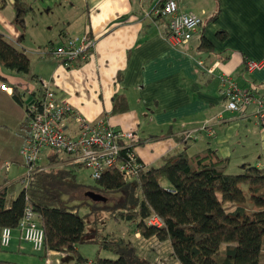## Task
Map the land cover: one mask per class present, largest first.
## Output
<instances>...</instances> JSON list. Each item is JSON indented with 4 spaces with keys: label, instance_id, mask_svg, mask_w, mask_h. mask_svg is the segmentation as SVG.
<instances>
[{
    "label": "crops",
    "instance_id": "0c3cea01",
    "mask_svg": "<svg viewBox=\"0 0 264 264\" xmlns=\"http://www.w3.org/2000/svg\"><path fill=\"white\" fill-rule=\"evenodd\" d=\"M24 1L30 10L21 26L14 19V0H5L0 33L26 53L36 79L19 75L25 82L19 87L18 77L13 80L14 74L1 72L5 79L0 81V124L10 133L2 134L0 147L16 140L24 115L10 97V86L28 101L40 95L41 82H46L88 122L105 118L114 129L132 131L134 153L144 166L181 148L178 142L184 138L188 155L211 148L229 158L231 169L244 163L264 166V123L254 116V103L247 104L243 113L226 110L219 79L228 76L240 91L264 96V0H176L178 11L198 16L200 25L175 47L165 38L167 18L150 13L161 0ZM84 32L94 45L77 66L75 61L73 67H64L43 51L48 43L59 45ZM202 38L209 47L200 48ZM247 60L263 61V66L247 70ZM63 123L64 132L75 135L77 126L70 115ZM48 154L47 163L37 165L74 164L58 151ZM11 240L16 243L10 256H20L24 262L31 255L30 246L17 229L11 230ZM90 247L87 252L76 247L85 264H90L97 248ZM37 257L36 264H44L45 257L50 264H74L65 253L52 250Z\"/></svg>",
    "mask_w": 264,
    "mask_h": 264
},
{
    "label": "trees",
    "instance_id": "16d2710c",
    "mask_svg": "<svg viewBox=\"0 0 264 264\" xmlns=\"http://www.w3.org/2000/svg\"><path fill=\"white\" fill-rule=\"evenodd\" d=\"M4 6L5 0H0V9ZM29 10L24 0H14L18 25H23ZM206 46L209 43L202 38L200 48ZM81 62L78 60L76 66ZM1 72L36 79L26 53L0 33V81H4ZM10 97L23 108L24 115L16 140L0 147V168L5 162L23 166L18 150L29 137L28 101L14 85L10 86ZM4 133L10 130L0 124V137ZM178 143L181 148L166 153L158 163L142 165L133 180L127 181L115 166H110L84 189L116 199L105 207L109 217L115 222H127L130 236L137 233L142 238L167 241L168 255L179 264H264V166L244 163L236 172H230L228 157L211 148L188 155L185 138ZM122 156L120 152L118 158ZM79 165L83 166L74 163L69 167L42 168L36 164L26 186L19 185L17 191L15 182L2 179L0 228L15 229L29 204L43 231L42 256L52 250L65 253L74 264H85L86 259L76 247L94 244L97 248L90 264H154L139 254L128 237L96 231L92 236L86 231L84 217L68 209V199L63 194L73 191L70 177L72 169ZM96 209L93 205L90 215L97 213ZM151 216H156L160 225L148 223ZM102 250L114 257L100 255ZM0 264L20 263L0 260Z\"/></svg>",
    "mask_w": 264,
    "mask_h": 264
},
{
    "label": "built area",
    "instance_id": "2783aa9c",
    "mask_svg": "<svg viewBox=\"0 0 264 264\" xmlns=\"http://www.w3.org/2000/svg\"><path fill=\"white\" fill-rule=\"evenodd\" d=\"M150 13L167 18L168 34L165 38L171 47L187 41L200 25L198 16L178 11L176 0H161ZM93 45L94 39L84 32L80 36L63 39L59 45L48 43L43 51L49 53L62 66L71 68L75 61H85ZM198 63L201 65L200 61ZM262 66L263 61L260 60L245 61V67L250 71ZM219 79L226 110L243 113L247 104L254 103L253 114L260 123H264V96L254 97L240 91L228 76L222 75ZM40 91V96L27 102L29 137L18 150L25 167V174L18 178L21 187L26 186L27 177L34 171L43 149L58 151L67 156L70 163L83 165L89 170L92 179L99 178L102 171L110 166H115L127 181L136 177L142 164L133 150L136 137L132 131L114 129L106 123L105 118L88 122L71 110L67 100L58 98L54 89L46 82H41ZM66 115H70L76 123L77 132L73 136L64 132L63 120ZM120 152L123 156L119 159ZM8 165L5 162L3 168L6 169ZM147 222L160 225L156 216H151ZM15 229L32 251L43 250V231L29 204L24 207ZM11 230L9 227L0 228L1 247L9 244ZM44 264H50L48 257L44 258Z\"/></svg>",
    "mask_w": 264,
    "mask_h": 264
},
{
    "label": "rangeland",
    "instance_id": "374dc122",
    "mask_svg": "<svg viewBox=\"0 0 264 264\" xmlns=\"http://www.w3.org/2000/svg\"><path fill=\"white\" fill-rule=\"evenodd\" d=\"M12 78L13 80L17 78L16 83L18 84L17 86L19 87L23 83H25L24 80H21L19 75H13ZM50 150L51 149L46 150L47 153H42V155L40 154V157L38 159L40 163L42 164L47 163L48 161L47 155H49L48 153H50ZM229 168L230 169L227 171L230 172L237 171L236 169H231V166H229ZM72 170L73 172L70 178L71 181L74 183L73 185L74 189L72 192L64 193L63 195L65 196L64 197L65 199H68L66 203L69 206L68 209L84 217L86 223V231H88L89 234H92V236H94L96 231V233H102V235L108 232L111 235L128 237L132 241H134V244H136L139 254L142 257L150 260L152 263L177 264L175 260L170 258V256L168 255L169 244L166 241H159L155 237L142 238L138 234L130 236L128 235L129 231L126 230L128 225L126 224L125 221L115 222L109 217L108 215L109 213L105 207L107 206V204H114L115 202H117L116 199L109 197L108 194L107 195L100 194L101 196L104 197L103 201H92L84 195V192L87 191V189H84V186L94 184V179H92L89 176V170L86 167L79 165V166H75ZM24 174H25L24 166H20L17 164H9L6 169L3 167L0 168V181L2 179H7L10 182H15V189H17L19 187V182H16V180H18V178L23 176ZM65 192L67 191L65 190ZM66 194L69 195L66 196ZM110 195L113 196L119 194L111 193ZM92 204L97 208L95 210L97 211V213L92 212V214L90 215L93 206ZM12 233L15 234L16 232H12ZM15 243L16 242L14 240H11L10 238L9 244L7 246L0 247V260H6V261L9 260L17 263H21V262L24 263L28 261L26 264H36V260H37L36 258H38L37 254H39V252L30 251L31 252L30 254L35 258L31 257V255H28L27 259H24V262L22 260V257L20 256H16L15 254L10 256L9 251L12 249L11 247H14ZM26 246L29 247L30 245L26 244ZM81 246L83 248V251L87 252L90 250L91 248L90 246H92V244H82ZM102 255L104 257H109V258L114 257L112 254H110L108 251L105 250H102Z\"/></svg>",
    "mask_w": 264,
    "mask_h": 264
},
{
    "label": "water",
    "instance_id": "95a60500",
    "mask_svg": "<svg viewBox=\"0 0 264 264\" xmlns=\"http://www.w3.org/2000/svg\"><path fill=\"white\" fill-rule=\"evenodd\" d=\"M84 195L92 200V201H103L104 200V197L101 196L100 194L94 192V191H91V190H87L84 192Z\"/></svg>",
    "mask_w": 264,
    "mask_h": 264
}]
</instances>
